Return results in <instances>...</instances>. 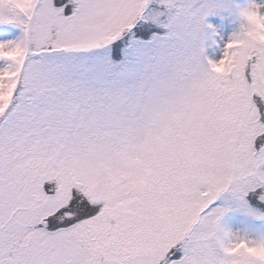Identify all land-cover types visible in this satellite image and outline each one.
<instances>
[{
	"label": "snow or ice",
	"instance_id": "6c2138e0",
	"mask_svg": "<svg viewBox=\"0 0 264 264\" xmlns=\"http://www.w3.org/2000/svg\"><path fill=\"white\" fill-rule=\"evenodd\" d=\"M0 264H264V0H0Z\"/></svg>",
	"mask_w": 264,
	"mask_h": 264
}]
</instances>
